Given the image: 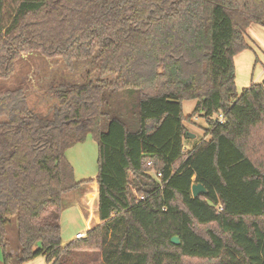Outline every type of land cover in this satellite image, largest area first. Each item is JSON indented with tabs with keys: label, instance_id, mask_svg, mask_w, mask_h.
Listing matches in <instances>:
<instances>
[{
	"label": "trees",
	"instance_id": "trees-1",
	"mask_svg": "<svg viewBox=\"0 0 264 264\" xmlns=\"http://www.w3.org/2000/svg\"><path fill=\"white\" fill-rule=\"evenodd\" d=\"M251 24L264 0H0V80L31 50L98 70L55 89L45 118L0 98L3 264H264V80L237 92L234 66ZM195 115L206 138L185 149ZM89 134L99 223L63 245L64 195L92 181L65 153ZM193 183L206 191L192 197Z\"/></svg>",
	"mask_w": 264,
	"mask_h": 264
},
{
	"label": "rangeland",
	"instance_id": "rangeland-1",
	"mask_svg": "<svg viewBox=\"0 0 264 264\" xmlns=\"http://www.w3.org/2000/svg\"><path fill=\"white\" fill-rule=\"evenodd\" d=\"M247 42L249 48L241 51L234 57L235 84L238 92L248 87L254 82L264 80V25L253 24L247 32ZM93 58L75 61L71 69L66 67V63L61 56H49L40 51L31 50L22 52L20 57L14 62V71L7 79L0 80V98L9 97L11 106L21 101L32 108L41 118L51 116L56 107L55 89L65 84H81L95 82L98 80V70ZM104 80L110 81L111 77ZM9 93V96L7 94ZM128 104L130 99L127 96L121 97ZM195 100H184L182 102V112L184 115L191 113ZM5 116L0 113V120ZM187 131L195 134V137H188L184 141L185 148L200 142L205 136L206 120L195 115L191 121L185 123ZM190 141V143L188 142ZM68 161L75 168L77 180L93 179V174L97 173V143L89 134L84 142L74 145L66 151ZM76 190H82L78 188ZM75 190V191H76ZM67 195H64L66 198ZM68 198V197H67ZM76 205V206H75ZM81 209H78V206ZM92 206V207H91ZM96 202L72 204L60 215L61 239L64 244L75 240L76 232H84V218L91 214L90 209L96 208ZM63 213V215H62ZM8 251L14 257L17 253V236L15 222L8 227L6 236ZM203 264V260H190ZM0 264H3L0 248ZM11 264H17L15 259ZM21 264H47L45 259L38 256L32 260Z\"/></svg>",
	"mask_w": 264,
	"mask_h": 264
},
{
	"label": "crops",
	"instance_id": "crops-1",
	"mask_svg": "<svg viewBox=\"0 0 264 264\" xmlns=\"http://www.w3.org/2000/svg\"><path fill=\"white\" fill-rule=\"evenodd\" d=\"M251 25H253V24H251ZM251 25H250V27H251ZM249 27V28H250ZM248 28V29H249ZM247 32H248V30H247ZM239 54V53H238ZM237 54V55H238ZM254 83H260V81H258V82H254ZM250 86V85H249ZM247 88V87H246ZM238 92V91H237ZM7 96H9V93L7 94ZM20 100H21V98H19ZM20 100H18V101H20ZM195 105V104H194ZM193 109V108H192ZM203 139V138H202ZM189 143H190V141H188ZM199 143V142H198ZM198 143H196V144H194V145H192V146H190L188 149H190V148H193L194 146H196ZM78 144H81V143H78ZM78 144H76V145H78ZM75 145V146H76ZM186 149V148H185ZM72 165V164H71ZM73 169H74V172H75V168H74V166H73ZM74 175H76L75 173H74ZM95 176H96V174L94 173L93 174V179H92V181L91 182H89V183H85V184H83V185H81L80 186V188L82 187V190H74V191H71V192H69V193H67L66 195H67V197L65 198V201L67 202V204L65 205V207L63 208V210L62 211H64L65 209H67V208H70V206H72V204H76V202L77 201H79L80 202V204H82V205H84V204H86L87 202L88 203H93V202H96V205H98V184H97V182H96V180H95ZM75 179H76V176H75ZM77 180V179H76ZM82 180H86V179H82ZM77 181H81V180H77ZM76 206V205H75ZM78 206V205H77ZM92 207V206H91ZM78 209H80L79 208V206H78ZM81 210V209H80ZM90 211H91V214H89V217L88 218H84L83 220H84V222H83V230H84V232L86 233L89 229H91L93 226H95L96 224H98L99 223V217H98V214H97V206H96V208H94V209H90ZM62 215H63V213H62ZM76 233H78V232H76ZM75 233V234H76ZM62 244L63 245H66V244H64L63 242H62ZM42 258H44V257H42Z\"/></svg>",
	"mask_w": 264,
	"mask_h": 264
},
{
	"label": "water",
	"instance_id": "water-1",
	"mask_svg": "<svg viewBox=\"0 0 264 264\" xmlns=\"http://www.w3.org/2000/svg\"><path fill=\"white\" fill-rule=\"evenodd\" d=\"M188 133V137H195V134L187 132ZM206 191V189L204 188V186L200 183H193L191 186V194L192 197H196L201 193H204ZM171 243L178 245L180 243L179 237L177 235H174L171 237L170 239Z\"/></svg>",
	"mask_w": 264,
	"mask_h": 264
},
{
	"label": "built area",
	"instance_id": "built-area-1",
	"mask_svg": "<svg viewBox=\"0 0 264 264\" xmlns=\"http://www.w3.org/2000/svg\"><path fill=\"white\" fill-rule=\"evenodd\" d=\"M218 120H219V121H223V115H222V114L219 115ZM149 164H150V163H148V165H149ZM146 173H147L148 175L152 176L155 180L160 181L161 173H159V172H155V171H153V170H148ZM84 236H85V234H84L83 232H78V233L75 234V239H81V238H83Z\"/></svg>",
	"mask_w": 264,
	"mask_h": 264
},
{
	"label": "flooded vegetation",
	"instance_id": "flooded-vegetation-1",
	"mask_svg": "<svg viewBox=\"0 0 264 264\" xmlns=\"http://www.w3.org/2000/svg\"><path fill=\"white\" fill-rule=\"evenodd\" d=\"M31 110H32V108H30ZM33 111V110H32ZM33 112H35V111H33ZM35 113H37V112H35Z\"/></svg>",
	"mask_w": 264,
	"mask_h": 264
}]
</instances>
